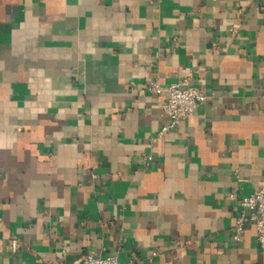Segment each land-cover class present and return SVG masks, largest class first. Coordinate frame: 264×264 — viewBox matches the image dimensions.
<instances>
[{
  "label": "crops",
  "instance_id": "obj_1",
  "mask_svg": "<svg viewBox=\"0 0 264 264\" xmlns=\"http://www.w3.org/2000/svg\"><path fill=\"white\" fill-rule=\"evenodd\" d=\"M263 0H0V264H264ZM208 99L160 135L167 92ZM18 237L17 252L11 240Z\"/></svg>",
  "mask_w": 264,
  "mask_h": 264
},
{
  "label": "built area",
  "instance_id": "obj_2",
  "mask_svg": "<svg viewBox=\"0 0 264 264\" xmlns=\"http://www.w3.org/2000/svg\"><path fill=\"white\" fill-rule=\"evenodd\" d=\"M264 11V0L261 5ZM149 89L154 92L166 91L168 96L162 105L163 113L169 119L168 123L162 127L159 134L162 135L178 125L182 120L195 113L197 108L204 104L208 96L206 92L198 86L182 79L169 85H162L158 80L153 81ZM261 97L264 100V83ZM241 209L235 220L234 239L240 240L241 233L249 226L253 225L257 231V242L264 249V184L256 189L252 194L243 197L240 201ZM21 246V240L14 237L11 240L13 252ZM48 264H64L49 262ZM74 264H137L134 260L120 262L114 255H85L81 261Z\"/></svg>",
  "mask_w": 264,
  "mask_h": 264
}]
</instances>
